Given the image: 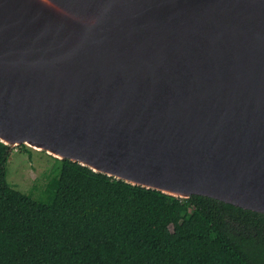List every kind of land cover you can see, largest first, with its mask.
<instances>
[{
    "label": "water",
    "instance_id": "obj_1",
    "mask_svg": "<svg viewBox=\"0 0 264 264\" xmlns=\"http://www.w3.org/2000/svg\"><path fill=\"white\" fill-rule=\"evenodd\" d=\"M0 141L264 213V0H0Z\"/></svg>",
    "mask_w": 264,
    "mask_h": 264
},
{
    "label": "trees",
    "instance_id": "obj_2",
    "mask_svg": "<svg viewBox=\"0 0 264 264\" xmlns=\"http://www.w3.org/2000/svg\"><path fill=\"white\" fill-rule=\"evenodd\" d=\"M11 150L0 141V264H264V213L170 196L69 159L41 201L8 183Z\"/></svg>",
    "mask_w": 264,
    "mask_h": 264
},
{
    "label": "rangeland",
    "instance_id": "obj_3",
    "mask_svg": "<svg viewBox=\"0 0 264 264\" xmlns=\"http://www.w3.org/2000/svg\"><path fill=\"white\" fill-rule=\"evenodd\" d=\"M61 160L32 147H12L6 166V178L15 189L30 194L41 201H48L44 188L47 181L58 174Z\"/></svg>",
    "mask_w": 264,
    "mask_h": 264
}]
</instances>
